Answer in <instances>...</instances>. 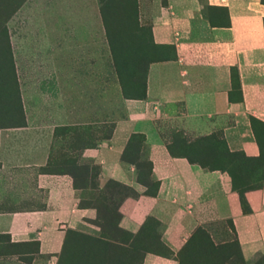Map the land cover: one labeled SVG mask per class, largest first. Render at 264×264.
Listing matches in <instances>:
<instances>
[{
  "label": "crops",
  "instance_id": "0c3cea01",
  "mask_svg": "<svg viewBox=\"0 0 264 264\" xmlns=\"http://www.w3.org/2000/svg\"><path fill=\"white\" fill-rule=\"evenodd\" d=\"M80 4L83 17L69 23L67 31L53 25L52 48L67 47L72 53L70 78L90 79L91 61L79 51L91 48L97 38L106 53L107 42L99 11L94 15L90 0ZM148 13L151 43L169 48L170 53L147 63L143 98L123 100L125 118L117 121L113 135L96 136L93 146L83 150L85 157L99 166V188L112 180L137 194L118 206L113 244L143 246L140 241L153 222L158 242L174 257L198 226L223 222L229 223L239 253L248 262L264 252V5L259 0H150ZM59 56L53 54L52 63H59ZM58 70L55 66L50 71L51 80L59 79ZM159 122L165 129L181 131L184 137L208 146L196 155L172 154L186 148L172 147ZM14 130L0 128V174L6 173L13 158L20 173H26L28 166H44L50 144L48 130L33 133L25 126ZM136 134L143 136L151 177L158 184L152 197L132 181V168L127 171L120 165L128 138ZM17 135L26 140L34 135L37 141L16 156L10 143ZM215 136L230 154L241 153L254 160L263 150L258 171L261 187L243 193L247 213L241 210L232 175L251 174L252 168L229 164L220 169L210 154L220 151L218 142L211 139ZM39 182L48 185V208L0 213V234L8 235L14 243L36 240L41 253L56 255L62 249L65 231L93 223L97 212L92 207H78L82 192L72 188L69 177L41 175ZM10 199L15 196L0 195V205H12L4 203ZM172 257L146 251L140 264H177Z\"/></svg>",
  "mask_w": 264,
  "mask_h": 264
},
{
  "label": "rangeland",
  "instance_id": "374dc122",
  "mask_svg": "<svg viewBox=\"0 0 264 264\" xmlns=\"http://www.w3.org/2000/svg\"><path fill=\"white\" fill-rule=\"evenodd\" d=\"M84 1L0 0V128L14 130L25 126L33 133L46 129L50 137L44 166H28L26 173H20L18 161L13 158L6 173L0 174V195L15 196L4 202L12 205H0V213H32L48 208V185L39 182L41 175L69 177L72 188L82 192L78 206H91L97 211L93 223L65 231L64 246L56 255L41 253L36 240L14 243L8 235L0 234V264H102L112 256L118 263L140 264L146 251L172 257L152 231L153 222L137 252L131 253L136 248L127 250L113 244L116 205L134 191L112 180L99 188V166L83 154L85 148L93 146L96 136L103 139L113 135L117 121L125 118L123 100L142 98L147 63L167 56L170 50L151 43L150 0L140 1L141 13L137 10L138 0H90L94 15L99 11L103 21L107 52L94 36L91 48L79 51L91 61L90 79L70 78L72 53L67 47L59 51L52 48L53 25L67 31L69 23L83 17L79 11ZM259 2L264 5V0ZM53 54L60 55L59 63H52ZM55 66L59 79L51 80L50 71ZM99 122L104 124L98 126ZM158 124L174 148L198 146L204 150L208 146L201 140L184 137L181 131L165 129L162 122ZM39 140L42 142L41 137ZM35 141L34 135L28 140L17 135L10 143L11 152L16 155L26 147L30 149V142ZM142 141L141 137L130 135L120 155V165L127 171L132 168L131 179L135 183L154 186L155 181L148 174V149ZM259 152L253 164L257 170L263 163V150ZM186 241L172 257L177 264H264V252L248 262L242 259L229 223H203Z\"/></svg>",
  "mask_w": 264,
  "mask_h": 264
},
{
  "label": "trees",
  "instance_id": "16d2710c",
  "mask_svg": "<svg viewBox=\"0 0 264 264\" xmlns=\"http://www.w3.org/2000/svg\"><path fill=\"white\" fill-rule=\"evenodd\" d=\"M102 23H103V21H102ZM155 47H157V46H155ZM159 48H163V47H159ZM159 58H162V57H159ZM156 59H158V58H156ZM146 67H147V65H146ZM144 89H145V79H144ZM144 89H143V92H142V98H143V95H144ZM133 136H138V137H141L143 139L142 135L136 134V135H133ZM211 139L214 140V143L218 142L217 146L220 148L219 152L210 153V154H212L214 156V161H215L216 165L219 166L220 169H222L226 165L229 166V164H232V165L234 164L236 166H238V165H247V166H250V168H252V172L253 173H251V174H247V175L235 174V175H232L233 182H234L233 183V188H234V190L236 191V193H237V195L239 197V203H240L241 210H242L243 213H247L248 212V208H247V205H246L245 200L243 198L244 191H246L248 189H259L261 187V177H262V175L260 173H258L259 169L257 170L254 167V165H253L254 162H255V159L252 160V159L245 158V157H243V155L241 153H231L230 154V153H228L226 151V149L224 148V146L221 143V141H218L219 139L216 136L212 137ZM143 141H144V139H143ZM197 142H199V140H197ZM170 148H172V147L169 145L167 149L170 151ZM202 152H203V150L199 149L198 146L197 147H187L186 149H184L182 151H179V152L176 151L175 153H173L171 151L172 154L182 153V154H189V155H196V154H200ZM220 159H222V162L220 161ZM236 159H239V160L236 161ZM147 166H148V171H149L148 174L151 175V173H150V162L148 160H147ZM255 176H259V178L257 179V178H255ZM150 186H153V185L152 184H150V185L149 184H144L143 185V187H145L144 194L147 195V196H151L152 197V196L155 195V193L157 191L158 184L155 181V185L153 187H150ZM136 197H137V194L135 192H133V193H131V195H130V193L126 194L124 198L119 200V202L116 205V212H117L118 219H119V214H118L117 210H118L119 204L125 198H136ZM89 207H91V206H89ZM92 208H94V207H92ZM118 219H117V221H118ZM117 221H116V224H117ZM116 224H115V229H116ZM63 246H64V241H63L62 248H63ZM141 247L142 246H139V244H138L137 247H134V246L127 247V250H133L134 248H136L135 250H133L131 252V253H135ZM102 264H123V261L118 263V260L116 258H114V256H112V259L109 258L108 261H104Z\"/></svg>",
  "mask_w": 264,
  "mask_h": 264
}]
</instances>
